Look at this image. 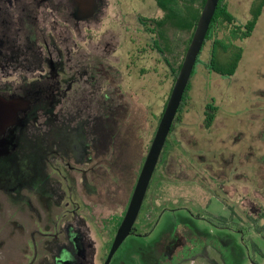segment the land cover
Segmentation results:
<instances>
[{"label": "rangeland", "instance_id": "obj_1", "mask_svg": "<svg viewBox=\"0 0 264 264\" xmlns=\"http://www.w3.org/2000/svg\"><path fill=\"white\" fill-rule=\"evenodd\" d=\"M226 3L244 24L259 0ZM94 4V14L76 15L74 0H0V95L22 103L15 121L0 134V264H103L173 85L171 70L183 61L190 31L167 22L162 42L141 23L163 16L154 0ZM154 39L165 54L151 49ZM235 43L242 57L230 77L204 68L208 45L203 49L175 124L181 137H168L174 149L167 148L166 166L150 181L147 199L158 208L154 215L141 213L139 223L150 226L161 207L180 204L183 196L192 197L201 214L224 215L235 227L230 215L237 211L236 199L220 186L239 182L232 181L231 172L243 168L244 201L257 203L260 213L246 211L240 237L221 232V259L212 256L223 264H264V7L251 36ZM99 79H105L99 95L119 103L114 140L98 128ZM66 94L73 97L68 108ZM206 105L215 109L207 129ZM238 150L245 152L240 161ZM87 153L93 158L89 163ZM226 162L230 167L220 169ZM256 166L261 169L254 176ZM174 215L182 212L166 211L146 239L129 236L110 264H118L127 248L132 264H158L154 252L135 245L156 239ZM37 224L44 231L39 234L49 236L33 235ZM147 226L139 225L138 231ZM197 226L207 231L209 246L216 242L220 233ZM212 249L206 250L208 258ZM190 264L211 263L197 255Z\"/></svg>", "mask_w": 264, "mask_h": 264}, {"label": "flooded vegetation", "instance_id": "obj_2", "mask_svg": "<svg viewBox=\"0 0 264 264\" xmlns=\"http://www.w3.org/2000/svg\"><path fill=\"white\" fill-rule=\"evenodd\" d=\"M41 3V2H40ZM93 68V66H92ZM84 71H82L81 74L83 78H85V81H83L84 85H86L87 79H88V73L85 71V68H83ZM100 76V75H99ZM98 76V77H99ZM56 78H59V75L56 76ZM106 79V77H105ZM104 79V80H105ZM102 80V81H104ZM100 79H99V87H98V92H97V98L100 97L99 93L102 90L101 89V85L103 82L101 81L100 83ZM59 82H60V78H59ZM57 89H59V83L57 82ZM87 87V85H86ZM89 95H92V90L88 91ZM105 94V93H103ZM95 95V96H96ZM95 96H91V101H93L95 99ZM90 97V96H88ZM4 98H8L7 96ZM69 96L66 94V96L63 98L64 102L67 104L66 108H68V102L70 101V103H73L71 101H73V97L69 98ZM71 99V100H70ZM87 99V98H86ZM61 100V99H60ZM60 100L55 102L54 105V109L59 105ZM84 102V100H83ZM72 105V104H71ZM70 106V105H69ZM185 106V104L183 105ZM183 106H181L180 111L177 110L176 112V119L177 121H181V116L182 114V110H183ZM179 108V107H178ZM53 109V110H54ZM214 111L215 109H209L208 106L206 105V107L204 108L203 111V122L205 123L206 115H213L214 116ZM174 117V118H175ZM100 120V119H98ZM213 121V120H212ZM98 122V121H97ZM173 124V122H172ZM175 124L176 122L173 124V126L171 125L172 128H170V131L167 135L166 141L164 143V146L161 150L158 162L156 164L155 170L153 172V175L155 173V171L159 168L165 167V160L167 158L166 155V151L167 148L172 146V143L168 142V137L169 136H178L181 137V134H179L178 132L175 131ZM212 124V122H211ZM211 124L209 126H207L205 124V129L211 127ZM101 127V121L98 123V128ZM172 148L174 149V146H172ZM237 156H238V161H240V158H243L245 155V152L243 150H238L237 151ZM234 157V155H233ZM86 158H88V160L86 161L87 163H89L90 161L93 160V158L90 156L89 153H87ZM198 159H202L200 156L197 157ZM85 161V160H84ZM254 162H257L254 160ZM230 162H226L223 163V165H221L220 169H228L230 167ZM257 169L253 170V175L256 176L258 173V166H256ZM191 169H196L195 167H190ZM52 172H57L55 171V169L57 168H50ZM205 169H210L209 166H205ZM90 170V169H89ZM93 170V169H91ZM233 172H231V176H232V181H239V182H235L233 184L229 186H220V189L223 191V193H225V195H229L232 199H236V203H237V211H233L232 214L230 215L231 220L236 223V226L233 228L229 227L230 221L228 220L229 217H226L224 215H212L210 214L209 216L201 214V212L199 210H197L196 208H198V206L196 204H194V200L192 197H188L185 198L182 196L183 198V202L178 204L174 203L173 207H161L158 211V213L156 214V218L153 222V224H151L150 226L148 225V221L144 222L143 224L139 223V216L141 213H143L144 211H148L150 210V212H154L157 207L155 200L153 199H147V195L150 191V182L144 197V200L142 202L139 214L137 216V219L134 223L133 229L131 231V234L129 236H131L132 238L135 239H146L148 238L154 227L156 226L157 222L162 218V216L165 214L166 211H170V212H176V211H181L182 215L180 216H173V219L171 221V226L163 231L156 239L151 240L150 242H148L147 244H136L135 245V249H137L138 247H141V250H146L147 252L151 251L154 252L157 256V262L158 264H190L192 261H194L196 259L197 255H204L205 257H207V260H209V262L211 264H223V263H218L215 258L212 256L213 254L215 255H219L220 259H221V246L218 245V240H221V232L223 231H230L232 232L233 236H239L243 233V230L241 229V225L243 224V220H245V213L246 211H248L249 214H251L252 216H256L259 215L260 213V207L257 203H245L244 201V196L242 194L243 190L241 187V181L239 180L241 178V176L244 175V169H238V168H233ZM90 172V171H89ZM223 174V171H220ZM59 173V172H57ZM86 174V172H85ZM152 175V176H153ZM227 175V173H226ZM152 178V177H151ZM151 181V180H150ZM73 203H76L75 201ZM247 204V205H246ZM78 207V206H77ZM145 207H147L145 209ZM76 214V212L74 211L73 215ZM72 215V216H73ZM154 215V213H153ZM81 217V216H80ZM82 218V217H81ZM83 220V218H82ZM84 221V220H83ZM201 223V224H205L210 226L211 228H214V230L220 234H218L217 239L215 240L216 242L212 241V245H208L207 243V238H208V233L206 230H203L202 228L197 226V223ZM139 225H143L147 226V230L143 231V233H140L139 230ZM202 226V225H201ZM39 231L44 232L40 227H38L37 224V228L35 231H33V235L36 233L37 235H39L40 237H47L49 235H44L41 236V234H39ZM128 236V237H129ZM127 237V238H128ZM126 238V239H127ZM125 239V240H126ZM124 240V241H125ZM124 243V242H123ZM122 243V244H123ZM32 253H34V257L32 256L31 259H33L35 261V256H37V246L36 243L33 241L32 242ZM145 246V247H144ZM121 247V246H120ZM119 247V248H120ZM209 248H213L212 250H210V258H208L207 249ZM118 248V249H119ZM138 250V249H137ZM118 251V250H117ZM116 251V252H117ZM127 253H128V248L126 249V252L124 254L123 259L119 260L117 263L118 264H132V261H130L127 258ZM116 254V253H115ZM114 254V255H115ZM30 258V257H29ZM114 258V256L112 257V259ZM111 259V260H112ZM32 261V262H34ZM104 263V262H103ZM111 263V261H110Z\"/></svg>", "mask_w": 264, "mask_h": 264}, {"label": "trees", "instance_id": "obj_3", "mask_svg": "<svg viewBox=\"0 0 264 264\" xmlns=\"http://www.w3.org/2000/svg\"><path fill=\"white\" fill-rule=\"evenodd\" d=\"M154 1L158 10L162 11L164 14L159 19H149L145 21L142 20L141 23L144 25L145 30L151 34H156V35L159 34V36L162 39V42H164L163 41L164 37L163 34L161 33V29L167 24V22L173 23L176 26L180 24L179 25L180 28L182 29L184 28L190 31L189 36L186 39L184 45V54H185L187 47L190 43V40L192 38L196 26V22L198 20L200 11L204 5L205 0H154ZM177 4L178 6L179 5L181 6L182 8V9L180 8L181 12L176 10ZM263 7H264V0H259V3L255 5L254 9L252 10L251 18L248 21H246L244 24H239L228 11L226 0H219L213 18L209 25L208 31L206 33L203 45L201 47V51L199 52L197 60L195 62V65L199 61L203 49L205 48L206 45H208L209 51L207 54V59L203 64L204 68L207 71H212L213 73H216L223 77L232 76L235 73L238 63L240 62L242 57V49L241 47L235 45L236 44L235 42L237 41L240 42L241 40H244L251 36L256 26L258 17L262 12ZM183 12L185 15H187L185 16L186 18H184L183 15L181 14ZM220 32L223 33L221 37L218 36V33ZM156 40L157 39L153 40L151 49L162 55L165 54V51L159 46V42H157ZM181 64L182 61L177 65L176 69L171 70L173 74V84L179 72ZM194 68L189 78V81L193 75ZM189 81L183 93L181 103L178 108L179 111L181 109V106L184 105L185 94L189 88L188 87ZM104 95L106 96V94L100 95L99 103H98L99 118L101 119V131H103V133L106 134L109 133L111 135V138L114 140L116 138V135L118 134L117 130H119L120 122L119 120L115 122L113 120V115H117V109L119 108V103L115 101V104H113V101L112 100L109 101L108 99L104 98ZM165 104L166 102L163 105L162 112L164 110ZM208 108L213 109L211 106H208ZM160 117L161 115L159 116V119ZM213 117L214 116L211 114L205 116L206 118L205 124L207 126L211 124ZM175 122H177L176 117L173 120V124ZM106 134L104 135L107 136Z\"/></svg>", "mask_w": 264, "mask_h": 264}, {"label": "water", "instance_id": "obj_4", "mask_svg": "<svg viewBox=\"0 0 264 264\" xmlns=\"http://www.w3.org/2000/svg\"><path fill=\"white\" fill-rule=\"evenodd\" d=\"M76 2L75 14H94L97 7L94 0H74ZM219 0H205L200 11L196 26L184 54L179 72L175 78L164 110L161 114L153 138L145 155L144 161L135 181L126 211L117 227L114 238L103 264H110V261L124 240L131 234L134 223L139 214L149 182L158 162L161 150L170 131L172 122L181 103V99L189 78L193 71L198 54L201 51L206 33L213 18ZM91 12V13H89ZM20 99H6L0 96V134L16 119L20 107Z\"/></svg>", "mask_w": 264, "mask_h": 264}]
</instances>
